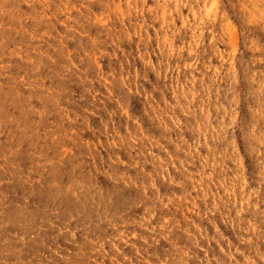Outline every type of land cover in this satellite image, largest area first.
<instances>
[{
	"label": "rangeland",
	"instance_id": "374dc122",
	"mask_svg": "<svg viewBox=\"0 0 264 264\" xmlns=\"http://www.w3.org/2000/svg\"><path fill=\"white\" fill-rule=\"evenodd\" d=\"M79 1L0 0V264H264V0Z\"/></svg>",
	"mask_w": 264,
	"mask_h": 264
},
{
	"label": "bare ground",
	"instance_id": "6f19581e",
	"mask_svg": "<svg viewBox=\"0 0 264 264\" xmlns=\"http://www.w3.org/2000/svg\"><path fill=\"white\" fill-rule=\"evenodd\" d=\"M70 1V0H69ZM79 1V0H78ZM94 1V0H93ZM142 1V0H141ZM72 2V1H71ZM70 3V2H69ZM79 3H80V1H79ZM161 3V2H160ZM264 3V2H263ZM207 4V3H206ZM103 5V4H102ZM131 5V4H130ZM207 6V5H206ZM90 8V7H89ZM145 8V7H144ZM119 10V9H118ZM117 10V11H118ZM149 10V9H148ZM140 11V10H139ZM263 11V10H262ZM61 13V12H60ZM100 13V12H99ZM102 14V13H101ZM134 15V14H133ZM105 16V15H104ZM95 17V16H94ZM102 17V16H101ZM210 17V16H209ZM67 18H68V16H67ZM71 18H73V17H71ZM112 18V17H111ZM13 20V19H12ZM95 21V20H94ZM142 21V20H141ZM145 21V20H144ZM60 23V22H59ZM45 30V29H44ZM34 37V36H33ZM46 39V38H45ZM90 39V38H89ZM87 40V39H86ZM13 47V46H12ZM122 54V53H121ZM61 59V58H60ZM113 64V63H112ZM114 66V65H113ZM109 69V68H108ZM20 74V73H19ZM25 77V76H24ZM48 78V77H47ZM127 81V80H126ZM106 83V82H105ZM21 85V84H20ZM115 90V89H114ZM89 94V93H88Z\"/></svg>",
	"mask_w": 264,
	"mask_h": 264
}]
</instances>
